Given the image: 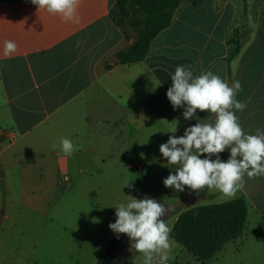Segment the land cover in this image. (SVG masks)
<instances>
[{
	"label": "crops",
	"instance_id": "0c3cea01",
	"mask_svg": "<svg viewBox=\"0 0 264 264\" xmlns=\"http://www.w3.org/2000/svg\"><path fill=\"white\" fill-rule=\"evenodd\" d=\"M115 3L78 0L72 22L31 0H0V264H26L24 244L6 241L7 234L57 230L68 238L60 243L64 251L43 260L36 244L27 264H96L116 237L108 227L115 207L108 205L126 203L128 195L158 200L171 229L181 212L213 203L203 199L243 198L242 237L258 228L252 218L264 228V176L245 175L231 198L215 188L179 192L163 185L174 169L159 152L188 124L215 121L207 110H197V121L173 110L166 91L179 65L194 75L211 71L229 85L238 80L236 99L246 107L232 110L244 132L264 130V0H249L247 11L244 0H187L146 57L125 63L116 60L129 42L110 17ZM241 26L248 33L228 61V40ZM5 40L17 44L10 56L3 54ZM62 138L76 146L70 156L60 149ZM220 155L226 160L229 153ZM64 172L66 188L58 183ZM119 258L118 252L112 264Z\"/></svg>",
	"mask_w": 264,
	"mask_h": 264
},
{
	"label": "clouds",
	"instance_id": "9594fccd",
	"mask_svg": "<svg viewBox=\"0 0 264 264\" xmlns=\"http://www.w3.org/2000/svg\"><path fill=\"white\" fill-rule=\"evenodd\" d=\"M38 8L49 14H59L65 21L78 20V0H31ZM17 49L13 40H5L4 56H10ZM171 85L166 91L173 110L182 109L185 121L195 119L197 110L215 114L214 123L188 124L181 136L170 135L159 145V152L166 158L169 171L162 178L165 187L175 191L215 188L225 197H234L243 187V177L264 176V130L256 129L254 134L244 132L235 110L242 111L246 105L236 99L241 89L238 80L229 85L219 75L203 71L194 75L190 66L179 65L170 74ZM159 85V84H158ZM175 128L171 130L175 133ZM60 149L71 155L75 150L73 142L62 138ZM227 149L226 160L221 153ZM129 188L133 185L129 182ZM130 198L126 203L112 204L115 207V221L108 227L119 239L126 234L130 248L143 254V264H167L173 247L170 241L171 227L164 222L165 208L158 200L149 196Z\"/></svg>",
	"mask_w": 264,
	"mask_h": 264
},
{
	"label": "trees",
	"instance_id": "16d2710c",
	"mask_svg": "<svg viewBox=\"0 0 264 264\" xmlns=\"http://www.w3.org/2000/svg\"><path fill=\"white\" fill-rule=\"evenodd\" d=\"M187 0H152L147 2L151 15L145 21V26L137 43L128 51L133 55L120 62H135L143 60L153 39L167 28L175 12ZM249 0H244L245 11ZM126 0H116L113 8L122 9ZM146 7V6H145ZM144 7V8H145ZM110 17L111 12H110ZM113 20V18H112ZM115 22V20H113ZM116 25L117 22H115ZM246 29L235 28L228 44L232 46L227 58L230 61L240 50ZM123 52H119L122 54ZM248 215L247 203L243 198H236L220 203H211L191 207L180 213L175 221L170 237L182 245L198 260H211L217 252L230 241L236 240L243 232ZM264 222V212L262 215ZM125 237L112 239L96 264H112L118 255L119 248Z\"/></svg>",
	"mask_w": 264,
	"mask_h": 264
},
{
	"label": "rangeland",
	"instance_id": "374dc122",
	"mask_svg": "<svg viewBox=\"0 0 264 264\" xmlns=\"http://www.w3.org/2000/svg\"><path fill=\"white\" fill-rule=\"evenodd\" d=\"M148 1L152 0H126L122 9L118 7L112 8L111 16L122 29L129 42L128 47L119 51L123 52L122 54L118 55L119 52L117 53V61L129 59L133 56L128 49L137 43L145 26V21L151 15V9L147 7ZM238 28L245 29L243 26ZM62 174L68 173L64 172ZM68 185L59 186L66 188ZM215 197L219 199L220 196ZM216 198H214L215 200H208V198L203 200L216 203L218 201ZM252 219L259 222L258 228L253 232L246 231V235L243 237L241 235V240L238 239L239 241L237 240V243H229L226 250L220 253L218 257L208 261L198 260L192 253H189L184 247L177 243L180 247L177 245L171 248L167 262L170 264H264V228L262 227L261 219L258 220L256 217ZM30 225L31 224H27L26 227ZM67 239L66 234H62L59 230L55 233L46 231L34 233L26 231L23 236L10 233L5 237V240L8 242L14 241L24 244L25 248L23 252L26 264L28 259L33 258L34 246H38L36 244H40L41 246L39 249L40 257H42L43 260H47L48 258H52L54 254L58 257L57 255L64 251V247L60 243L65 242ZM20 251L21 250L18 251V254H20ZM134 253H136V251L130 248V241L126 236L123 247L120 248L119 251L120 258L117 260L116 264H143V254H140L139 259L136 261L131 260L130 257Z\"/></svg>",
	"mask_w": 264,
	"mask_h": 264
},
{
	"label": "built area",
	"instance_id": "2783aa9c",
	"mask_svg": "<svg viewBox=\"0 0 264 264\" xmlns=\"http://www.w3.org/2000/svg\"><path fill=\"white\" fill-rule=\"evenodd\" d=\"M70 182V176L68 174H62L59 178V185L61 186H66L68 185ZM167 264H170L169 262H167Z\"/></svg>",
	"mask_w": 264,
	"mask_h": 264
}]
</instances>
